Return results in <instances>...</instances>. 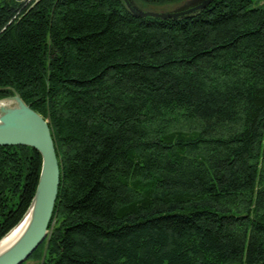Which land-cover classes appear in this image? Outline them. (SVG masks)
I'll return each instance as SVG.
<instances>
[{"label": "trees", "instance_id": "1", "mask_svg": "<svg viewBox=\"0 0 264 264\" xmlns=\"http://www.w3.org/2000/svg\"><path fill=\"white\" fill-rule=\"evenodd\" d=\"M7 88L48 121L60 165L49 237L23 264H264V0L167 21L122 0H0ZM41 168L0 147V239Z\"/></svg>", "mask_w": 264, "mask_h": 264}, {"label": "water", "instance_id": "2", "mask_svg": "<svg viewBox=\"0 0 264 264\" xmlns=\"http://www.w3.org/2000/svg\"><path fill=\"white\" fill-rule=\"evenodd\" d=\"M129 14L137 19L185 20L199 15L214 0H187L167 11L146 10L134 0H122ZM3 90V89H0ZM0 99V147H30L42 157L39 183L33 200L19 223L0 243L29 217L19 239L0 253V264H23L48 239L60 186V165L48 121L27 105L14 89Z\"/></svg>", "mask_w": 264, "mask_h": 264}, {"label": "bare ground", "instance_id": "3", "mask_svg": "<svg viewBox=\"0 0 264 264\" xmlns=\"http://www.w3.org/2000/svg\"><path fill=\"white\" fill-rule=\"evenodd\" d=\"M29 221V217H27L22 223L21 225L11 233L10 236H8L4 241H2L0 243V253L7 250L9 247H11L18 239L19 237L22 235V233L24 232L27 224Z\"/></svg>", "mask_w": 264, "mask_h": 264}, {"label": "rangeland", "instance_id": "4", "mask_svg": "<svg viewBox=\"0 0 264 264\" xmlns=\"http://www.w3.org/2000/svg\"><path fill=\"white\" fill-rule=\"evenodd\" d=\"M20 1H37V0H20ZM255 2L257 3V0H255ZM175 7H176V5H168L165 7H156V8H158L157 10L167 11V10H171ZM28 264H39V263H37L36 261H29Z\"/></svg>", "mask_w": 264, "mask_h": 264}]
</instances>
